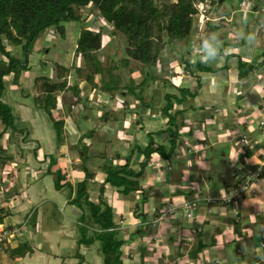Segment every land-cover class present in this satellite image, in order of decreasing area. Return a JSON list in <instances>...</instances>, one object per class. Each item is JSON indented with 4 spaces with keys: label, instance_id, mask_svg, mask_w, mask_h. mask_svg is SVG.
<instances>
[{
    "label": "crops",
    "instance_id": "0c3cea01",
    "mask_svg": "<svg viewBox=\"0 0 264 264\" xmlns=\"http://www.w3.org/2000/svg\"><path fill=\"white\" fill-rule=\"evenodd\" d=\"M230 5L228 15L219 13L220 5L208 6L205 11L207 15L203 14L197 19L189 45H184V50H177V47L169 49L174 59L199 61L210 70H194V74L190 75L181 68L175 69L176 62L166 59V55L163 57V65L166 61L171 62L168 67H172L175 80L169 81L160 91L177 98H180L178 89L196 91L193 97L175 104V110L179 111V136L173 160L151 154L140 180L141 190L128 197L103 184L105 175L98 165L90 168L97 172L87 186L89 201L98 203V191L94 185L102 184L103 200L113 210L114 233L124 242L120 248L123 264H219L228 260L229 245L233 246L234 253L242 254L248 253L253 246L252 253H248L251 258L247 264H264V174L252 183L249 192L234 203L206 202L236 184L238 171L245 173L264 165V123L261 125L264 121V22L259 24H263V28L259 31L256 29L253 34L249 31V21L247 24L242 21L239 2ZM250 13L264 15V5L260 7L259 1L250 9ZM238 63H244L251 69H241L243 76L240 77ZM166 69L167 66L161 74H165ZM196 76L200 78L197 89ZM17 85L19 82L14 87L17 88ZM71 86L66 83L63 91L55 92L56 108L49 114L34 106L32 99L39 95L36 92L32 98L20 92L26 98L23 101L16 99L17 103L10 106L16 130L21 132L15 135L8 130L1 141L12 160L7 167V164H0V177L5 184L4 187L0 186V192L5 191L6 194L13 187L16 196L9 200L10 215L2 220L0 228L19 229L24 216L30 211L32 215L27 230L23 232V227L20 229L22 233L12 235L13 239L0 242V264H34L37 259H34L35 254L48 257V264H102L97 242L79 247L76 244L81 211L73 208L69 201L75 197L76 185L84 179V164L79 155L82 154L80 144L85 130L79 120H72L73 115L65 112V100L88 96L85 100L87 103L83 104L84 109H81L82 114L86 111V117L91 118L95 128L98 127L96 131L107 129L119 134L112 141L108 140L110 137L102 143L96 141V149L99 145L101 149L105 145H112L110 158L114 164L125 163L132 154V148L140 147L143 150L150 141L149 133L158 144L164 146L168 142L167 118L159 120L155 114H151V118L147 119V109H141L142 106L135 107L141 112V117L133 112L120 116V113H115L121 110L114 99L109 105L112 113L117 114V119H112L109 117L110 111L105 109L108 107L104 105L105 101L100 98L103 105L99 104L98 97L95 103L90 102L89 95L99 88H89L88 95L76 83L73 95L68 92ZM159 93L154 94L156 102L161 99ZM121 95L125 97L124 93ZM135 99L133 96L134 102ZM3 100L6 102L5 96ZM164 104L161 102L160 107ZM93 108L97 110L95 115ZM70 109H73V105ZM56 122H62L59 130L55 129ZM96 131L91 135L94 136ZM105 134H102L103 139ZM86 141L95 146L91 141ZM91 146L88 147L90 154ZM71 147H78V152L71 150ZM106 159L104 156L102 161ZM143 160L140 152H134L130 156V168L138 172ZM164 169L170 174L160 177ZM56 171H60L62 176L60 190L54 187ZM37 181L40 186L36 184ZM64 188L67 189V196ZM142 197H147L142 209L145 221L132 214L135 203ZM50 204L55 205V211H59L61 216L45 215ZM46 205L38 213L39 207ZM61 208H66L70 214L64 215ZM179 213L187 218L186 222ZM84 214L87 216V210ZM85 221L89 229L94 230L88 218ZM145 226L147 228L140 232L139 229ZM41 234L43 239H49L52 243L50 250L45 251L41 246L38 250L32 248L30 256L27 254L20 258H11L9 252H5L21 243L31 246L28 238H40ZM56 237L58 240L53 242L51 238ZM77 253L81 256L78 257ZM231 264L244 263L241 258L240 262Z\"/></svg>",
    "mask_w": 264,
    "mask_h": 264
},
{
    "label": "trees",
    "instance_id": "16d2710c",
    "mask_svg": "<svg viewBox=\"0 0 264 264\" xmlns=\"http://www.w3.org/2000/svg\"><path fill=\"white\" fill-rule=\"evenodd\" d=\"M223 1L217 0L218 4ZM205 2L206 0H175L169 3L165 0H0V123L3 126L0 131V164L5 166L12 160V157L7 154L6 149H3L1 145L6 132L12 130L15 135L21 132L16 130L14 125L11 107L3 100L6 91L4 79L11 76V83L18 84L21 74L31 69L29 66L31 46L41 33L49 28H54L59 35H64V29L60 24L63 22H79L80 17L75 14V9L91 5L97 9L99 17L111 25L113 33H118L125 38L126 58L122 59V65L127 67L130 60L147 70L157 68L154 71L157 73L162 68L164 62L162 52L168 48L167 46L172 42H180L185 46L189 45L197 26L195 19L198 14L197 5ZM101 37L100 31L94 32L87 29L86 26H83L80 31L75 55L83 58L86 64L93 68L85 76V80L91 83L93 88H99L104 93L121 92L125 96H138V98L136 97L137 100L144 101L140 93L142 92L141 85L143 86L145 82L135 85L130 82L132 79H129L128 84L122 87L120 77L109 74L110 78L107 81L102 79L101 84L98 86L94 83V77L101 75L104 71L95 55L101 46ZM163 37L166 38L165 41ZM6 43L13 48H20L23 63L13 57L12 51L7 50ZM177 59L181 61L183 70L190 75L194 74V70L198 72L210 70L209 67L199 61L186 62L182 58ZM238 68L241 77L243 76L241 69H249L250 66L238 63ZM78 71L77 69L76 73ZM107 72L111 71L107 70ZM142 73L144 74V71ZM145 75L150 76L148 72ZM39 79H43V90L32 100L36 109L49 114L51 110L56 108L55 92L63 91L66 88V81L52 83L47 77L37 78V80ZM199 80L200 78L196 76V89L200 86ZM169 85L174 87L172 84ZM138 90L140 91L136 93ZM178 91L180 98L169 93L164 94L165 105L162 108V115L167 118L166 131H169L167 152L165 151L166 147L155 142L149 133L150 141L143 150L137 147L135 150L132 148L130 151L132 154L140 152L144 157L139 171L135 172L130 168L129 160L132 156L130 154L124 165L119 168L108 170V165H103V171L106 174L103 184L116 189L123 197L131 196L141 190L140 180L151 160V154L157 153L159 157L170 161L179 136V126L177 124L179 111L175 110V104H181L187 98L193 97L196 92H189L186 89H178ZM25 95L28 96V94ZM142 106L145 107V105ZM61 124L62 122L54 123L55 129L59 130ZM82 168L84 179L76 185L75 197L69 201L70 205L82 212L79 219L83 220L80 221L79 238L76 244L79 247L80 245H91L99 242L102 264H123L120 248L124 242L118 239L114 233L113 210L103 200L104 187L102 186L99 189L98 203L90 202L87 184L93 179V174L85 166ZM55 174L54 187L56 190H60L62 187L60 185L61 172L56 171ZM146 201L147 197L140 198L135 203L132 213L135 217H141L143 221H145V214L140 209H143ZM85 210L89 212L87 217L84 214ZM2 211L3 209L0 208V224L3 220ZM85 218H88L90 225L94 226V230L89 229ZM145 228L147 227L140 228V232ZM89 232H91V235L87 236L86 234H89ZM31 250L27 243H21L15 249L7 252H9L11 258H20L29 254ZM77 256L80 257L81 255L77 253Z\"/></svg>",
    "mask_w": 264,
    "mask_h": 264
},
{
    "label": "rangeland",
    "instance_id": "374dc122",
    "mask_svg": "<svg viewBox=\"0 0 264 264\" xmlns=\"http://www.w3.org/2000/svg\"><path fill=\"white\" fill-rule=\"evenodd\" d=\"M175 0H165V2H174ZM236 1L239 2L240 6H242V13H241V18L242 21L244 22V24H247L249 21V31L250 32H255V30L257 29L258 31L263 28V24L259 25L260 23L264 22V15H251L250 13V9L255 5L258 4L260 1V7H262L264 5V0H224L222 3L219 2L220 6H221V11H219L220 14H226L228 15L231 12V5L234 2L236 3ZM212 4H210V3ZM217 3V4H216ZM217 0H206L205 3L203 4H199L197 5V9H198V14L196 16V23H197V19H199V17H201V15H207L205 13L206 9H208V6L210 7V5H219ZM252 12V11H251ZM75 14L78 15L80 17V21L79 22H63L60 24V26L63 27L64 29V35H59L57 32H55L54 28H49L47 30H45L43 33H41L34 41V43L31 46V54L29 56V66H30V70L28 72H23L20 76L19 79V85H17L15 88L14 84L11 83V77H7L4 79L5 84L7 85V90H6V95H5V101L8 102L9 106L13 107L17 102H15L16 99H18V101H23L22 99H25L26 97L23 96L22 94H29V97H33L35 95V92L37 94H40L43 90L42 88V83H43V79H39L37 80V78L39 77H47L49 79L50 82L52 83H60L62 81H66L67 84H71V89L68 90L69 93H74L76 92V90H73L74 87L76 86V83L81 85L82 90H85L88 94L89 88L91 89V83H88L85 80V76L91 72V70H93V68L91 66H89L88 64H86V62L83 60V58H81L80 56L77 57V55H75V48H76V44H77V40L79 38L80 35V31L83 28V26H86L87 29L93 30L94 32L100 31L102 34L101 37V46L99 48V50L95 53L97 60L100 62L101 67L104 69L103 73L101 75H97L94 77V83L98 86L101 84V80L103 79L104 81H107L110 77L109 74H112V76L115 77V75H117L118 77H120L121 79V86L123 87L124 85H127L129 82V79H132L130 82L135 85L138 84H143L145 82V84L142 87V92L140 93L141 96L143 97V100H137L135 99V102L133 100V96H125L123 97L121 95V92H115V93H104L101 90L98 91L99 89H97V92H92L89 96H90V102H94L97 100V98L99 97V99L101 98L103 101H105L104 105L108 106L107 110L110 111L109 113V117L112 119H117V114H113L112 113V107L109 105L112 104V100H116L115 105H117V107H119V110H121L120 112L115 111V113H120V116H123V114H129L131 112L137 114L138 116H142L141 112H139L138 110H136V106H142L145 105L144 109H147L146 115L145 117L147 119L151 118V114H155L156 119L158 118L159 120L162 119L164 116L162 115V108L164 107H160L161 102L165 103L164 100V94L162 93L160 90H162L164 88V86L169 82V81H174L175 80V75L172 71V67H168L170 65L171 62L166 61L164 63V65H162V68L157 71V73H155L154 71L157 70L156 69H149L147 70L145 67L136 64L133 61L128 62V66L125 67L122 65V59L126 58L125 55V48H126V40L125 38H123L120 34L118 33H113L112 27L111 25L107 24L105 21H103L99 15H98V11L95 7L93 6H86V7H82V8H76L75 9ZM251 18V19H250ZM255 36V35H254ZM260 37V36H259ZM202 39V37H201ZM163 40L165 41L166 38L163 37ZM258 41H260V38H258ZM246 45V44H244ZM242 45V46H244ZM168 48L165 49L162 54L166 55V59H171L173 61L176 62L177 67L176 68H181L180 70L183 71L182 68V64L181 61H179V59H174L172 54H170L169 49L170 48H175L177 47L178 49H182L184 50L185 46L183 43H171L169 46H167ZM245 47V46H244ZM6 48L8 51H12L13 57L16 59L21 60V62L23 63V58H22V53L19 47L17 48H13L12 46L8 45L6 43ZM171 51V50H170ZM181 54H183L181 52ZM169 56V57H168ZM1 59V57H0ZM209 64L211 65V62H209ZM167 66L166 69V73L165 74H161L163 73V71H165V67ZM173 68V70H174ZM77 69L79 70L77 73ZM130 69V71H129ZM251 69V67L249 68ZM107 70H110L111 72H107ZM144 71V74L142 73ZM146 71V72H145ZM149 73L150 76L147 77V75H145L146 73ZM141 75V76H140ZM166 76L168 77V79H166ZM156 77L157 79L155 80ZM119 79V78H117ZM166 79V80H165ZM168 80V81H167ZM10 81V82H9ZM11 83V84H10ZM15 89V90H14ZM140 89V88H139ZM141 90V89H140ZM140 90H138L136 93H138ZM22 92V94L20 93ZM160 92V101L156 102V95H154L155 93ZM15 93V94H14ZM86 94V95H87ZM139 94V95H140ZM17 96V97H15ZM138 98V96H136ZM86 98H88V96H85V98H71L70 101H64V110L65 112H67L68 114L73 115L72 120L77 119L79 120V122H81L84 125L83 130H85V133L82 135L84 139H82V143L80 144V147L82 149V154L79 155V157L81 158L80 160L83 162V166H85L90 173L93 174V176L95 177V174L97 172V170L91 171L90 168L94 167L95 165H98L99 170L102 171L105 175L106 178V174L103 171V165H108L107 168L112 169V168H119L120 166L124 165L123 164H114L111 160V154H112V145H103L104 148L98 147V149H96V141L98 143H102L103 140L105 141L106 139H108L109 137V141L113 140L114 136H119V134L114 131V132H109L107 129L106 130H101V132L98 130V127L95 128V126H93V122L91 120L90 117H86V111L85 114H82V110L84 109L83 104H86L87 102L85 101ZM97 100L99 104L103 105V101L102 100ZM125 103V104H124ZM143 103V104H142ZM71 105H73V109H70ZM165 105V104H164ZM110 106V107H109ZM125 107V109H124ZM143 109V106L142 108ZM93 110V114L95 115L97 113V110H95V108L92 109ZM76 116V117H75ZM153 116V115H152ZM154 117V118H155ZM3 126L0 123V131L2 130ZM87 130V131H86ZM96 131V134L94 136H92V132ZM104 131H106L107 133L105 134ZM102 134L104 135V139L102 138ZM81 139V136L79 138V140ZM102 139V140H101ZM86 140L91 141V143L93 145H95L94 147L90 145V143H85ZM168 141V139H167ZM87 142V141H86ZM118 142V141H117ZM156 142V141H155ZM168 142H165L164 146L166 147V152L168 150ZM121 145V144H120ZM91 146V150H92V154H90V150L88 149V147ZM107 146V147H106ZM114 146V145H113ZM71 150L75 151L76 153L78 152V147H71ZM97 150V151H96ZM106 151V154L104 153H100V152ZM157 156H159L157 153H154ZM106 156V160L102 161V158ZM170 161L173 160V156L170 157ZM9 165V162L7 163L6 167ZM82 166V167H83ZM0 169H1V165H0ZM1 172V170H0ZM169 173L168 171H166V169L163 170V172L160 174V177L163 176L164 174ZM174 173H177L176 171ZM6 174H4L5 176ZM8 175V174H7ZM13 175V174H12ZM104 178V181H105ZM158 179L159 176H158ZM103 181V183H104ZM7 183V182H6ZM36 184L38 186L39 182L37 181ZM88 184H90V182H88ZM87 184V185H88ZM94 185V184H93ZM0 186L4 187L5 184L2 183V179L0 177ZM100 187H102L101 185H94V188L97 189L98 191V199H99V189ZM61 189V188H60ZM66 189V188H64ZM63 189V190H64ZM69 189V188H68ZM4 190V188H3ZM14 188L12 187L11 189L8 190V192L5 191H1L0 192V208L3 209L1 216L3 217V219H6L9 217L10 213L9 212V206L10 203L9 200L14 198L13 196H16V192L14 193ZM65 194L67 196V189L64 190ZM4 192V193H3ZM64 193V192H63ZM64 196V195H63ZM65 197V196H64ZM39 206V205H37ZM46 206H40L39 207V212L43 211ZM73 208H76L73 206ZM143 208H145L143 206ZM62 213L64 215H69L70 213L68 212V210H66V208H61ZM142 210V209H140ZM80 211V210H79ZM79 211H75L76 214H80ZM49 213L54 214V217H58L61 216L59 213V211L57 212V210L55 211V205L50 204V208L48 211L45 212V215H49ZM82 213V212H81ZM50 214V215H51ZM183 213H179V216L183 217V221L186 222L187 218H185L183 215ZM32 215V212H28L23 219V222L20 224V228L19 229H12L10 230L9 228V232L6 236V240L7 239H13L12 235L14 237V235H18L20 233H22V230H20L21 228H23V232L25 230H27V227L29 228V223H30V216ZM89 215V212L87 210V216ZM85 216V217H87ZM80 217V215L78 216ZM80 220L82 221L83 219L80 218ZM93 226V225H92ZM94 227V226H93ZM6 231V228L4 229V227L0 228V232L2 231ZM12 232V235H11ZM86 233V232H85ZM87 236L91 235V232H89V234H86ZM42 236V234H41ZM46 236H48L46 234ZM118 236V235H117ZM50 237H52L50 235ZM44 236L38 238H28L30 239V249H36L38 250V248L41 246L45 251L50 250L51 247L53 246L52 243L49 241V239H43ZM27 239V238H26ZM26 241H29V240ZM4 240V241H6ZM45 240V241H44ZM51 240L53 242H55V240H58L57 237L56 239H52ZM66 240V239H62ZM67 240H71L67 239ZM66 240V241H67ZM41 242V243H40ZM65 242V241H64ZM63 242V243H64ZM68 242V241H67ZM96 243V242H95ZM99 244V242H97ZM34 244V245H33ZM50 247H49V245ZM230 249H229V253L227 255L228 260L225 262H221L219 264H231L232 262L238 263L240 262L241 258L243 260L244 264L248 263V259L249 257L251 258V256H249V252L252 250H254V247L251 246L248 249V253H234V249L233 246L229 245ZM54 249V248H52ZM99 249H100V244H99ZM245 250V249H244ZM8 250H6L5 252H7ZM33 251L31 250L30 254ZM244 252H247L244 251ZM250 253V254H251ZM6 256V260H7ZM37 257V259H35ZM39 257V258H38ZM4 258V259H5ZM35 261L33 262L34 264H48L47 261L49 260L48 257H46L45 255H38L35 254L34 256ZM11 260V259H10ZM10 264H13L10 262Z\"/></svg>",
    "mask_w": 264,
    "mask_h": 264
},
{
    "label": "built area",
    "instance_id": "2783aa9c",
    "mask_svg": "<svg viewBox=\"0 0 264 264\" xmlns=\"http://www.w3.org/2000/svg\"><path fill=\"white\" fill-rule=\"evenodd\" d=\"M264 123V121L261 122V125ZM264 174V165H261L260 167L255 168L252 171H247L245 173H241V170L238 171V173L235 175L237 183L228 188L224 193H220L219 195L207 199L206 202L208 203H218L222 202L224 204H230L234 203L237 200L241 199V197L249 192L251 189V185L254 181L259 179ZM189 208V207H188ZM9 230L6 229V231L0 232V242H4L7 238V232ZM12 235V232H11Z\"/></svg>",
    "mask_w": 264,
    "mask_h": 264
}]
</instances>
